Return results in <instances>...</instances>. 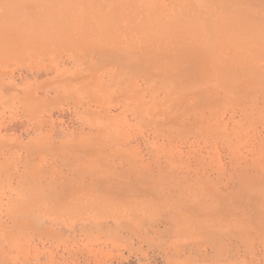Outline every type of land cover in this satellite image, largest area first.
Listing matches in <instances>:
<instances>
[{
    "label": "rangeland",
    "instance_id": "rangeland-1",
    "mask_svg": "<svg viewBox=\"0 0 264 264\" xmlns=\"http://www.w3.org/2000/svg\"><path fill=\"white\" fill-rule=\"evenodd\" d=\"M0 264H264V0H0Z\"/></svg>",
    "mask_w": 264,
    "mask_h": 264
}]
</instances>
